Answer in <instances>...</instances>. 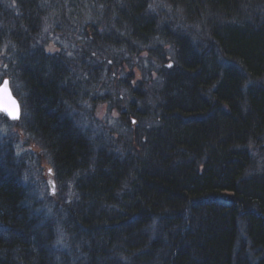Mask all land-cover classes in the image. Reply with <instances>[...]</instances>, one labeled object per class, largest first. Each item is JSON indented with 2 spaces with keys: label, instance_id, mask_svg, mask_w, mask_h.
Returning <instances> with one entry per match:
<instances>
[{
  "label": "trees",
  "instance_id": "obj_1",
  "mask_svg": "<svg viewBox=\"0 0 264 264\" xmlns=\"http://www.w3.org/2000/svg\"><path fill=\"white\" fill-rule=\"evenodd\" d=\"M0 65V264H264V0H0Z\"/></svg>",
  "mask_w": 264,
  "mask_h": 264
},
{
  "label": "rangeland",
  "instance_id": "obj_2",
  "mask_svg": "<svg viewBox=\"0 0 264 264\" xmlns=\"http://www.w3.org/2000/svg\"><path fill=\"white\" fill-rule=\"evenodd\" d=\"M87 3H88V6H87L86 9H84L83 13H90L89 10H88V8H90L91 4H89V2H87ZM86 5L87 4H85L83 6H86ZM80 17L87 18L88 15L86 17L83 16V15H81ZM65 29L67 31H69L68 25L65 26ZM74 31L75 30L73 29V32ZM73 34L74 33L70 34V38L71 39L73 37ZM52 38L54 39V41L52 42V44H50L51 45L50 46V49H52V52L53 51H56V50L61 51V49H64V48L66 49L68 47L69 48L71 47L69 45L70 44V40L69 41L68 40H65L61 36V32H59V34H57L55 36L53 35ZM70 51H72V50L70 49ZM118 72H120L122 74L121 76H123V78H124V73L120 69L118 70ZM136 73L138 75L140 74V72L138 70H136ZM139 77H140L139 80H142L143 79V77H141V76H139ZM108 78H109V80L111 79L109 76H108ZM108 78H105V80L108 79ZM96 109L97 110H95V118H94V120H92V119L90 120L89 119L90 120V123H89L88 126H91V128H93L95 131L96 130H99V132L97 134L104 133V130L107 131V133H109V131H114L115 132L116 130H118L117 133H132L134 131H137V129H142V127L145 124L144 121H139V120H137L135 122H132V123H128L126 121L124 123V121H120V119H117L115 121V120L112 119V117L113 118H115V117L118 118L119 115H120L119 114V111H116V110H114V112H112L111 114L109 113V120H108L106 114L108 113V110H109V104L106 103V102H100L99 105L96 107ZM147 114H148V117L149 116L150 117L154 116V115H151L148 112H147ZM106 118H107V120H105ZM103 120H105V121L103 122ZM101 123H103V124H101ZM105 123H107L106 125H108V127L107 126H104ZM150 123L152 124V122H150ZM50 178H52L50 175H45L44 180H40V177H39L38 183H37L36 187H39L40 186L41 188L49 191L48 182H49V179Z\"/></svg>",
  "mask_w": 264,
  "mask_h": 264
},
{
  "label": "bare ground",
  "instance_id": "obj_3",
  "mask_svg": "<svg viewBox=\"0 0 264 264\" xmlns=\"http://www.w3.org/2000/svg\"><path fill=\"white\" fill-rule=\"evenodd\" d=\"M116 76H121L122 74L120 73V72H113ZM124 76H130V73L129 72H126L125 74H124ZM123 77V76H122ZM107 78V77H106ZM105 81H107V80H105ZM100 96H101V98H106V99H109L110 98V96H109V94H108V92L107 91H103L101 94H100ZM87 112H88V110H87ZM88 114V113H87ZM84 118H86V120H84ZM84 118L82 117V118H80L81 120H84V121H88L89 120V118H88V115H86V116H84ZM90 119H92V117L90 116ZM90 132H93V133H98L99 132V130H94L93 128H91V126H89L88 128H87ZM50 181L51 182H54V180L52 179V178H50ZM49 188V187H48ZM54 192H52L51 190H50V188H49V191L48 190H45V189H43V188H41L40 186L39 187H36V189H35V198H37L38 199V201H40V202H42V203H48V202H50V199L51 198H53L54 196ZM67 199H68V201H70L71 200V195L70 194H68V196L66 197ZM75 210H72V212H69V213H67V214H64V218L66 219V221L67 220H70V218L71 219H74L75 220ZM59 222H60V220H59ZM2 225L3 224H1V227H2ZM4 228H6L5 230H8L9 228H7L8 226H3ZM2 227V228H3ZM61 231H63L62 230V225L61 224H59L57 227L55 226V228H54V231H53V233L51 234V242H54V244H55V246H58V244L61 242ZM64 232H66V230L64 231ZM0 236H1V234H0ZM4 234H3V236H2V239L4 238ZM46 263V262H45ZM46 264H48V263H46Z\"/></svg>",
  "mask_w": 264,
  "mask_h": 264
},
{
  "label": "water",
  "instance_id": "obj_4",
  "mask_svg": "<svg viewBox=\"0 0 264 264\" xmlns=\"http://www.w3.org/2000/svg\"><path fill=\"white\" fill-rule=\"evenodd\" d=\"M5 81L8 82V89L10 90L11 93V98H14V100L18 103L19 105V113H18V118H15V115H9V112L15 114L16 113V108L15 105L12 103V100L9 98L7 92L4 90L3 83L0 85V109L7 108L8 111H3L5 112L11 119H19L21 116V107L18 99L14 96L11 86H10V81L9 79H6Z\"/></svg>",
  "mask_w": 264,
  "mask_h": 264
},
{
  "label": "snow or ice",
  "instance_id": "obj_5",
  "mask_svg": "<svg viewBox=\"0 0 264 264\" xmlns=\"http://www.w3.org/2000/svg\"><path fill=\"white\" fill-rule=\"evenodd\" d=\"M3 87H4V90L7 92L9 98L12 100V103L15 105V108H16V113L13 114L11 112H9V115H15V118H18V113H19V105L18 103L14 100V98H11V93H10V90L8 89V82L7 81H4L3 82ZM0 110H3V111H8L7 108H3V109H0Z\"/></svg>",
  "mask_w": 264,
  "mask_h": 264
}]
</instances>
